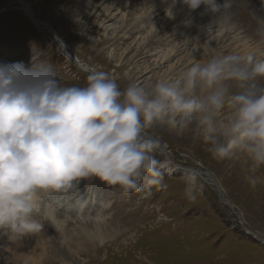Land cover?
<instances>
[{"label":"rangeland","instance_id":"rangeland-1","mask_svg":"<svg viewBox=\"0 0 264 264\" xmlns=\"http://www.w3.org/2000/svg\"><path fill=\"white\" fill-rule=\"evenodd\" d=\"M28 1L35 17L47 22L74 56L71 59L53 35L34 24L18 1L0 0V63H21L25 69H31L33 63L45 65L66 86H83L86 76L94 71L108 73L121 90L132 81L147 83L175 73L181 68L177 58H183L185 52L168 62L161 63V59L176 40L187 35L197 43L196 60L214 51L244 53L241 49L245 47L257 56L264 55L260 30L264 11L256 8L257 0H232L222 16L209 11L215 17L208 21L211 25L219 22V31H223L219 41L212 40L214 44L192 27L185 28L188 32L176 40L166 41L167 46L166 42L154 44L165 33L156 31V19H169L172 14L162 12L140 20L134 13L139 0H121L118 11L109 8V0ZM184 3L179 2L180 10ZM110 10L113 16L105 18L104 13ZM230 28L238 32L233 36L227 31ZM215 29L218 26L212 31ZM86 65L93 70L83 69ZM146 131L160 141L175 164L162 169L161 186L124 196L96 177L79 178L74 187L86 195L89 206L81 217L99 215L104 220L96 221L100 226L67 222L61 232L53 231L43 240L13 243L0 239V264H264V183L252 187L245 179L249 173L243 161L211 158L190 132L176 135L163 127ZM153 155L164 163L162 152ZM189 173L200 178L195 200L185 195ZM257 175L264 176V168Z\"/></svg>","mask_w":264,"mask_h":264},{"label":"clouds","instance_id":"clouds-1","mask_svg":"<svg viewBox=\"0 0 264 264\" xmlns=\"http://www.w3.org/2000/svg\"><path fill=\"white\" fill-rule=\"evenodd\" d=\"M185 3L222 16L232 0ZM153 127L190 132L211 158L243 161L252 187L264 183V55L214 51L123 90L104 71L66 86L45 65L0 63V237L40 233L55 211L46 194L79 178L96 177L124 196L161 186L164 165L153 155L160 141L146 131ZM199 188L200 178L187 174L188 199Z\"/></svg>","mask_w":264,"mask_h":264},{"label":"bare ground","instance_id":"bare-ground-1","mask_svg":"<svg viewBox=\"0 0 264 264\" xmlns=\"http://www.w3.org/2000/svg\"><path fill=\"white\" fill-rule=\"evenodd\" d=\"M16 2L18 1L20 6L22 7L23 11L25 12V14L31 18V20L33 22H35L34 24L36 25H41L44 27V29L51 35H53V37L55 38V40L57 42H60V44L64 47V49L67 51L69 57L72 59V57L74 56L70 49V47L67 45V43L64 41V39L55 31L52 30V28L50 27V25L47 22H44L42 20H39L35 17V15L32 13V9L30 8V4L28 0H15ZM184 1V0H139L138 4H140V6H135L136 8H134L135 12H137V18H140V20H148L151 18H155L158 15H160L162 12L166 14V10H170L172 16L167 19L165 17L163 18H158L156 19V31L160 32L163 31L165 32L164 34H161V39H159L158 43L154 44H162L166 41H169L171 38H175V40L177 39V37H180L183 33V35L185 33H187L188 31H185V28H187V30H189L192 27H196L197 29V34L204 36L203 38H210L209 41L213 42H217V40L219 41V38L221 35L216 34L215 37L212 36V33L215 31H219L220 30V24L218 22V25H211V19L210 18H214L215 16L213 14H211L207 8L206 5L201 4L199 7H197L196 9H191L189 7V5L186 3L185 7H182L180 10V4L179 2ZM121 2V0H109V8H111L112 10H117L118 8H116V6ZM218 2V1H217ZM258 3H255V6L258 10H262L264 11V0H257ZM96 3V2H95ZM127 3V2H126ZM133 3V2H132ZM183 3V2H182ZM103 4V2H102ZM137 4V3H135ZM137 4V5H138ZM179 4V5H178ZM185 4V3H184ZM95 5V4H94ZM98 5V4H97ZM100 5H101V1H100ZM178 5V6H177ZM106 6V5H105ZM128 8V7H127ZM179 9V10H178ZM102 10V9H101ZM105 11V10H104ZM213 13V12H212ZM220 13V12H219ZM229 13V12H228ZM177 14V15H176ZM105 18H111L113 16V14L111 13V10L109 12H105L104 13ZM124 15V14H121ZM170 16V15H167ZM102 17V16H101ZM132 17V16H131ZM108 18V19H109ZM218 19V18H217ZM171 20V21H170ZM209 20V21H208ZM152 21V20H151ZM150 21V22H151ZM208 21V23H207ZM218 21V20H217ZM149 22V25H150ZM47 23V24H46ZM130 23V22H129ZM147 23V22H146ZM145 23V24H146ZM223 23V22H222ZM152 24V23H151ZM226 24V23H225ZM47 26V27H46ZM147 26V24H146ZM152 27V25H150ZM218 26V29H215L214 31H212L214 28H216ZM150 27V30H151ZM224 27V26H223ZM228 27V26H227ZM224 28H222L223 30ZM226 29V28H225ZM192 31V30H191ZM232 32V35L234 36L238 31L235 28H230L229 30ZM196 33V32H194ZM159 36V35H157ZM197 36V35H196ZM124 38H127L125 35L123 36ZM122 37V39H123ZM160 37V36H159ZM227 37V36H226ZM237 37V36H236ZM157 38V37H156ZM201 39V38H200ZM224 39V38H223ZM150 40V39H149ZM162 40V41H161ZM172 40V39H171ZM195 40V39H194ZM194 40L192 38H190L189 35H187L186 37H181L180 39L176 40L177 43L174 44V47H172L171 49L167 50L164 53V56L161 59V63L163 62H168L169 59H171L172 57H176L182 54V52H185L183 55V58L179 57L177 58L180 62L178 63V60L174 63H176L177 66H181L180 69H177V71L175 73H178L179 71H181L190 61H192L193 59L197 58L196 56L193 57L195 55V53H193L192 49L193 48H197V43L194 42ZM199 40V39H198ZM206 40V39H205ZM213 40V41H212ZM174 41V40H173ZM200 41V40H199ZM207 41V40H206ZM228 41V40H227ZM238 41V40H237ZM245 42V40H243ZM201 42V41H200ZM231 43V41H229ZM236 42V40H235ZM243 42V43H244ZM166 42V46H167ZM171 43V42H169ZM208 43V42H207ZM214 44V42H213ZM242 44V43H241ZM240 44V45H241ZM248 44V43H247ZM153 45V44H152ZM165 45V44H164ZM200 45V44H199ZM233 45V44H232ZM236 45V44H235ZM239 45V44H238ZM207 46V45H206ZM210 46V44H209ZM225 46V45H224ZM237 46V45H236ZM243 46V45H242ZM69 47V48H68ZM161 47V46H160ZM211 47V46H210ZM244 47V46H243ZM144 48V47H143ZM202 48V47H201ZM205 48V47H204ZM212 48V47H211ZM216 48V47H215ZM233 48V46H232ZM246 48L241 49L242 52L247 53L248 51H246ZM162 49V47L160 48ZM158 49V50H160ZM164 49V48H163ZM168 49V48H167ZM144 50V49H142ZM153 50V49H152ZM198 50V49H197ZM201 50V49H200ZM209 50V49H207ZM234 50V49H233ZM240 50V49H238ZM155 52V49L153 50ZM203 51V49H202ZM213 51V50H212ZM237 51V50H235ZM149 52V51H148ZM152 52V51H151ZM209 52V51H208ZM230 52V51H229ZM240 52V51H239ZM157 53V52H156ZM234 53V52H233ZM10 54V53H9ZM154 54V53H153ZM198 54V53H197ZM207 54V53H206ZM209 54V53H208ZM67 55V54H66ZM75 58V57H74ZM73 60L76 62V59ZM204 59V58H203ZM78 60V59H77ZM77 63V62H76ZM79 63V61H78ZM172 64V63H171ZM80 65V63H79ZM158 65V63H157ZM175 65V64H173ZM81 66V65H80ZM82 67V66H81ZM157 67V66H156ZM170 67V65H169ZM178 68V67H176ZM83 69L85 70H93L92 68H90V66H83ZM174 74V72H173ZM163 148V147H162ZM174 164L172 162V160L170 159V157L167 156V159L164 160L163 165L164 166H168V164ZM175 166V164H174ZM198 173V172H197ZM200 174V173H198ZM78 184V183H77ZM74 185L75 182H74ZM79 188V187H78ZM78 190V189H77ZM76 190V188L73 186L71 189H68L67 191L64 192H59V191H50L46 194L45 199L48 202H51L54 207H55V211L54 213L49 216L48 220H44L42 221L43 223V227L40 231V233H37L35 235H27V236H22L20 238H7L5 237H0V239L6 240L7 242H17L18 240H43L44 238H48L49 234H51L53 231H59L61 232L62 228L65 227L64 224H66L67 222H74V223H79L82 225H90V222L94 223L93 226H100L99 223L103 222L104 220H102L99 215H96L95 218L93 219H88V218H83L81 217L82 213H84L85 211L88 210L89 206H87L86 201L84 200V193L82 194V191L78 193V191ZM80 191V190H79ZM91 193V192H90ZM87 194V193H86ZM86 196V195H85ZM102 197V196H101ZM99 199V198H98ZM85 203V206H84ZM100 205H102L101 203H99ZM104 207V206H103ZM85 208V209H84ZM87 209V210H86ZM103 209V208H102ZM100 211V210H99ZM75 213V216H72L71 213ZM90 212V211H89ZM67 214H71V215H67ZM96 214V213H95ZM94 214V216H95ZM39 218V217H38ZM101 220V221H100ZM99 222V223H96ZM91 223V224H92ZM98 224V225H97ZM104 225V224H103ZM14 243V242H13ZM30 245V243H29Z\"/></svg>","mask_w":264,"mask_h":264},{"label":"water","instance_id":"water-1","mask_svg":"<svg viewBox=\"0 0 264 264\" xmlns=\"http://www.w3.org/2000/svg\"><path fill=\"white\" fill-rule=\"evenodd\" d=\"M78 62V61H77ZM90 68H93V67H90ZM149 135V134H148ZM159 151L160 152H162L163 154H164V156H165V159H167V154H166V152H165V150L162 148V147H160L159 148ZM178 167H179V165H178ZM179 168H181L182 169V167H179ZM204 174H206V173H204ZM207 176V178L209 177L208 175H206ZM215 183V182H214ZM217 188V187H216ZM218 190V189H217ZM218 193H219V190H218ZM220 194V193H219Z\"/></svg>","mask_w":264,"mask_h":264}]
</instances>
